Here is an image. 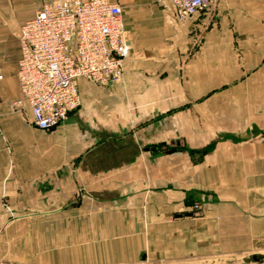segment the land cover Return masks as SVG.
<instances>
[{"label": "crops", "instance_id": "obj_1", "mask_svg": "<svg viewBox=\"0 0 264 264\" xmlns=\"http://www.w3.org/2000/svg\"><path fill=\"white\" fill-rule=\"evenodd\" d=\"M109 1L122 79L80 78L82 104L43 130L10 103L44 0H0V264H208L264 238V0L186 21L169 0Z\"/></svg>", "mask_w": 264, "mask_h": 264}, {"label": "built area", "instance_id": "obj_2", "mask_svg": "<svg viewBox=\"0 0 264 264\" xmlns=\"http://www.w3.org/2000/svg\"><path fill=\"white\" fill-rule=\"evenodd\" d=\"M186 21L216 0H169ZM122 7L109 0H45L20 27L14 109H29L35 127L48 130L78 108V80L98 85L122 79L130 50ZM195 207L198 205L195 204Z\"/></svg>", "mask_w": 264, "mask_h": 264}, {"label": "rangeland", "instance_id": "obj_3", "mask_svg": "<svg viewBox=\"0 0 264 264\" xmlns=\"http://www.w3.org/2000/svg\"><path fill=\"white\" fill-rule=\"evenodd\" d=\"M88 82L91 83L92 85H98V84H94L90 81H88ZM111 85H113V84H111ZM80 104H82L81 95H80ZM80 104H79V106H80ZM10 106L12 107L11 103H10ZM14 110H23V109L17 108ZM192 154H194L193 151H192ZM195 204H197L198 206L197 207L194 206V208L199 209L200 205L198 203H195ZM251 244L252 245L249 248L244 249V251H239L235 254H229L226 256L222 255V256L214 257V258H212V260L208 264H264V258L254 259V256H257L258 254H262V255L264 254V238L252 240Z\"/></svg>", "mask_w": 264, "mask_h": 264}, {"label": "water", "instance_id": "obj_4", "mask_svg": "<svg viewBox=\"0 0 264 264\" xmlns=\"http://www.w3.org/2000/svg\"><path fill=\"white\" fill-rule=\"evenodd\" d=\"M264 258V254H258L257 256H254V259H262Z\"/></svg>", "mask_w": 264, "mask_h": 264}]
</instances>
